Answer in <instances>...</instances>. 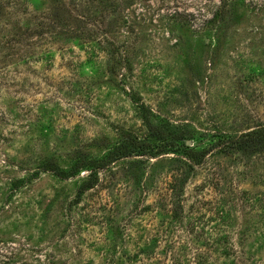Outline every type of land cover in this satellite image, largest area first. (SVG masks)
I'll use <instances>...</instances> for the list:
<instances>
[{
  "label": "rangeland",
  "instance_id": "rangeland-1",
  "mask_svg": "<svg viewBox=\"0 0 264 264\" xmlns=\"http://www.w3.org/2000/svg\"><path fill=\"white\" fill-rule=\"evenodd\" d=\"M232 1L211 69L220 0H0L1 264L121 263L148 243L168 251L161 264H264V151L213 148L170 225L180 153L149 159L139 185L118 160L70 207L86 171L10 190L26 157L32 169L46 157L67 166L76 149L100 155L125 131L147 134L132 91L196 149L264 124V0Z\"/></svg>",
  "mask_w": 264,
  "mask_h": 264
},
{
  "label": "trees",
  "instance_id": "trees-1",
  "mask_svg": "<svg viewBox=\"0 0 264 264\" xmlns=\"http://www.w3.org/2000/svg\"><path fill=\"white\" fill-rule=\"evenodd\" d=\"M234 7L235 3L232 0H220V5L214 10L212 18L207 21V27H209L207 31L212 28L214 29L212 37L214 39L213 50L208 54L207 58V64L211 69L214 67L216 57L218 56L220 43L223 38H221L222 32L226 29L229 22L226 15H230ZM129 95L131 100L138 106L147 134L139 136L132 131H125L119 142L109 146L100 155H94L83 149H76L73 151L72 157L69 159L71 161L67 166H62L53 157H46L41 159V162L32 169L26 157L20 163H24V166L29 167L26 170L27 174L13 179L10 182V190H19L33 179L38 178L40 173L49 172L56 178L66 181L77 177L82 171H86V177L77 185L74 197L69 201L70 207L78 205L84 193L93 189L99 183V172L101 170L108 168L118 160L130 159L125 174L129 178H133L135 184L139 185L142 182L144 183L142 179L146 174L149 159L168 153H180L179 156L174 157L171 161V165L174 168L172 170L175 172L171 173L166 188L168 192V209H165L168 215H163L161 219L163 225H170L182 218V205L179 200L194 167L201 164L205 156L213 148L216 146H221V148L227 147L232 152H238L245 156L264 151V124H259L250 130L238 134L227 135L222 141L217 139L215 143H210L206 147L196 149L194 146L186 144L187 140L194 141L195 136L193 134L182 128L171 126L167 121L164 123L162 120H155V118L157 119V115L147 107L139 94L132 91ZM212 138L213 135L210 136V140ZM0 242L2 241L0 240ZM156 244L135 245L136 249L132 253H126L125 262H116L117 260L115 261L114 258H110L104 261L103 264H153L152 260H154L155 264H161L163 263V259L168 255V251L156 252L158 249V245ZM139 256L140 258H138ZM171 264L180 263L173 260Z\"/></svg>",
  "mask_w": 264,
  "mask_h": 264
}]
</instances>
